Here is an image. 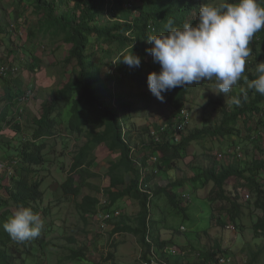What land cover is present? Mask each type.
<instances>
[{"label":"trees","instance_id":"1","mask_svg":"<svg viewBox=\"0 0 264 264\" xmlns=\"http://www.w3.org/2000/svg\"><path fill=\"white\" fill-rule=\"evenodd\" d=\"M136 1V4L132 5L127 3L129 0H15L17 7L26 5L27 8L32 7L38 14L39 33L53 40L60 39V44L69 47L65 62L68 65L74 64L75 76L56 92L50 102L45 103L43 113L35 121L37 126L34 132L35 140L20 146L18 154L20 161L10 177L11 184L8 187L0 186L7 196V199H0V264H24L25 259L36 257L32 251L35 247L38 248L36 253L39 255L36 264H44V253L48 243L41 235L31 241L18 243L10 238L3 229V224L11 216L10 205H14L16 209L24 205L40 215V210H35V205L40 202L43 178L38 179L39 173L35 168L44 165L42 151L47 145L45 140L54 137L52 129L57 122H60L69 134H78L85 139L73 157L69 175L61 185L64 196L79 197L83 189L90 186L86 180L95 177L90 168L94 162L91 157L97 146L104 145L110 153L117 152L118 160L111 162L107 168L108 185L103 192L108 203L103 211H118L113 208L114 204L124 196L131 197L138 204L139 221L136 230L129 229L126 232L137 236L140 243H147L146 236L148 234L150 237V232H147L146 216L151 196L139 188L146 186L152 178L150 174H143L135 162L127 124L130 119L128 107L132 102H140L147 108L150 101L155 98L148 89L147 76L152 72H159L160 66L153 63L151 55L146 51L151 45L145 39L148 35H158L165 31L164 25L169 19L174 21V26L179 27L185 22L195 24L198 20L199 7L211 0ZM0 25L1 33L5 34L4 29L8 25L3 17ZM9 42L11 47L12 40H4L5 45ZM252 42L255 69L257 63L264 62V30L258 32ZM131 51L141 58L140 67L130 68L122 59L116 63L121 53L128 54ZM24 56H29L31 62L28 68L35 72L40 61L31 51L28 56L26 54ZM248 78L254 79L255 73L248 74ZM2 80L7 83L6 77ZM208 82L203 81L198 85L204 86ZM190 86L162 93L163 103L174 110L172 118L184 107ZM136 90L139 92L136 93ZM5 91L0 99L11 106L25 93L18 89ZM235 95H240V92ZM68 105L70 114L64 123L63 111ZM56 107H60L57 113L58 120L50 118ZM5 109L6 107L3 109L2 118L7 126L9 121L6 120ZM10 120V125L7 127L4 125V129L15 124L13 128L18 130L19 122L15 117ZM251 122L256 124L255 129L264 127V96L248 90L247 100L242 102V106L231 105L217 126L205 125L186 134L184 130L177 135L178 143H172L170 138H164L159 145H154L150 141L149 148L153 147V151L157 152L169 151L170 161L181 160L190 156L189 150L194 143L207 140L206 138L223 140L233 135L239 138L241 136L239 124L247 128ZM85 127L87 129L83 131ZM3 130L0 129V142ZM258 151L264 152V149L258 148ZM231 158V162L223 165L217 158L210 157L208 164L200 168V173L191 180L202 181L204 185L212 184L207 199L217 212L214 221L220 229H225L226 224H236L241 213L238 196L235 195L230 201L225 197L224 187L232 178L244 180L254 193L255 209L261 213L253 223L252 229L255 234L264 236V156L251 159L249 162L241 161L235 154H232ZM10 160L13 161L11 158L8 161ZM146 160V157L140 159V168H146ZM260 177L263 179H259ZM224 202L230 204L229 209L219 205ZM78 208L82 220L87 224L88 218L98 213L99 200L96 196H83ZM41 213L45 215L44 210ZM223 215L225 217H221ZM111 246L114 247L115 244ZM225 253L227 252L220 253L219 249L208 251L202 254V260L198 264H217L221 258H227L222 255ZM84 257L86 258L82 251H71L70 258L79 264L84 263ZM114 257V254L112 256L110 253L108 260Z\"/></svg>","mask_w":264,"mask_h":264},{"label":"rangeland","instance_id":"2","mask_svg":"<svg viewBox=\"0 0 264 264\" xmlns=\"http://www.w3.org/2000/svg\"><path fill=\"white\" fill-rule=\"evenodd\" d=\"M136 2V0H129L127 3L134 5ZM221 2L222 0H211L209 3L218 5ZM261 3L264 5V0H261ZM1 17L5 19L8 27L6 26L4 29L5 34L0 31V66L14 68L16 71L6 77L7 83L3 80L0 82V98L6 92L5 89L7 91L18 89L20 92L31 90L33 93L30 102L23 107L20 114L17 113V103L13 106L9 103L6 105L0 99V129L3 130L5 125L2 118L5 107L6 120L9 121L7 126L10 125V119L14 117L20 124L17 126L18 130L13 128L15 126L13 124L10 128H5L1 132L0 160L9 163L11 160H8L11 158L16 161L15 168H17L20 161L18 154L22 145L35 140L34 132L37 130L35 121L43 113L45 103L50 102L56 92L73 78L75 73L74 64L68 65L65 62L69 47L60 44V39L53 40L49 36L38 32L39 16L32 7L27 8L26 5L17 7L15 0H0V24ZM7 33L9 35H6ZM10 39L13 42H11V47L10 42L7 45L4 43V40L11 41ZM253 46V42H251L249 47ZM30 51L40 61L35 72H31L28 68L31 62L28 56ZM25 54L28 57L24 56ZM251 56L252 63L246 65V76L255 73V69H253L254 55ZM246 87V83L241 80L227 96H224L223 94H215L214 81H209L204 86L192 84L184 103L190 118L184 134L193 129H200L205 125L217 126L226 111L230 110L231 104L227 102L228 98ZM135 92L139 91L136 90ZM60 105L61 103H59ZM55 109L50 118L58 120L57 113L60 107ZM69 114L70 105L63 111L64 123H66ZM173 114L174 110L170 106L158 101L156 98L150 101L147 108L143 107L140 102H132L131 106L128 107L130 119L127 124L131 147L137 157L147 156L148 151L145 148H149L148 132L150 129H155L166 123L169 130L167 134L172 139ZM255 125L254 122H251L247 128H243L240 123L241 136L239 138L237 135H233L223 140L206 138L207 140H203L204 142L194 143L189 150L190 156L181 160L172 159L171 163L180 161L179 168L187 177L191 175L193 167H205L210 157L217 158V161L223 165L231 162L232 154L230 151L237 147L240 148L241 161L243 162L262 157L264 152H259L258 148L264 149V127L255 129ZM86 129L87 127L83 131H86ZM52 133L54 137L45 140L47 145L42 151L44 165L35 168L39 173L38 179L43 178L40 186L42 194L40 202L35 205V210H40V216L44 221V228L40 234L41 238L48 243V248L44 253V264H79L70 258L71 251H82L84 256L88 257L91 263L94 264H135L136 259L131 256L128 258L121 257L125 252L119 255L116 247L111 246V241L114 239L111 240L108 228L111 226L110 224H107L106 228L102 230L100 221L94 219L96 215L92 216L90 221L85 224L78 208L81 198L86 195L96 196L100 203L105 202L107 205V198L103 192L108 185L107 168L111 162L118 160V153H110L104 145L97 146L91 157L94 162L92 168H90L95 177L86 180L90 183V186L84 188L79 197H66L63 194L61 185L69 175L73 157L85 139L81 135L66 132L60 122L55 124ZM206 148H209L210 151ZM218 155H221V158H218ZM178 173L181 174V172ZM259 179L263 178L260 177ZM10 184V177L0 173V186L8 187ZM224 191L225 197L230 201L233 200L235 195L238 196L241 213L237 219L238 221L233 226L235 231L219 228L216 229V233L212 232V235L218 239H224L223 244L231 251L229 256L231 264H235V258L238 254L243 257V261L245 259L247 264H264V236L255 234L252 229L253 223L261 216V213L254 207L255 196L252 188L244 180L232 178L227 182ZM0 197V199H7L2 189H0ZM216 205H218V202ZM219 205L226 209H229L230 206L228 202L219 203ZM9 207L12 215L16 208L14 205ZM42 210L45 211V215L41 213ZM101 210L103 208L99 207L98 211ZM112 221L114 219L109 223ZM197 227L199 228L197 230L201 231L206 227V224L201 222ZM92 242L100 245L99 249L95 245L93 247ZM32 251L36 254V257L28 256L29 258L25 259L24 264H36L39 256L37 254L38 248L35 247ZM110 253H112V256L113 254L116 255V258L108 260Z\"/></svg>","mask_w":264,"mask_h":264},{"label":"clouds","instance_id":"3","mask_svg":"<svg viewBox=\"0 0 264 264\" xmlns=\"http://www.w3.org/2000/svg\"><path fill=\"white\" fill-rule=\"evenodd\" d=\"M164 28L160 34L145 39L151 45L146 51L153 63L160 66L159 72L147 76L148 89L157 100L164 101L162 93L203 81H214L215 94L227 96L243 80L247 90L242 88L240 95H233L227 101L237 107L247 100L248 90L264 96V62L256 64L254 79L249 80L245 75L247 59L252 55L249 45L264 30L261 0L203 3L195 24L185 22L179 27L169 19ZM121 59L130 68L140 67L141 58L132 51L121 53L116 63ZM43 228L41 216L24 205L18 206L3 224L10 238L18 243L38 238Z\"/></svg>","mask_w":264,"mask_h":264},{"label":"crops","instance_id":"4","mask_svg":"<svg viewBox=\"0 0 264 264\" xmlns=\"http://www.w3.org/2000/svg\"><path fill=\"white\" fill-rule=\"evenodd\" d=\"M145 149L148 151L147 156L142 157L147 160L157 157L156 163H148L146 160L144 169V173L150 174L152 178L146 184L147 191L151 193L146 216L150 231L149 243H140L137 236L126 232L129 229L136 230L139 219L137 202L124 196L113 206L120 211L121 216L109 223L111 240L114 239L111 245L115 244L119 255L125 252L121 257L131 256L136 259L135 264L151 259L156 260L158 264H198L202 260V254L218 249L220 253L227 252L222 255L229 258L231 251L223 244L224 239L212 235V232L216 233V229H219L214 221L217 212L207 199L212 184L204 185L202 181L191 180L201 169L193 167L191 175L186 177L179 168L181 162L172 164L169 160V151L157 152L153 151V147ZM206 149L210 151L209 148ZM134 157L141 159L135 153ZM163 158L165 160H162ZM178 172H181V177ZM213 204L215 206V203ZM94 219L97 220L96 217ZM201 222H204L206 227L199 231L197 226ZM94 245L99 249L100 245L92 242L93 247ZM235 261V264L246 262L239 254ZM83 264H91L90 259L84 258Z\"/></svg>","mask_w":264,"mask_h":264},{"label":"built area","instance_id":"5","mask_svg":"<svg viewBox=\"0 0 264 264\" xmlns=\"http://www.w3.org/2000/svg\"><path fill=\"white\" fill-rule=\"evenodd\" d=\"M252 56H250L247 59L246 65H251L252 63ZM16 71V69L14 68H9L7 66H0V81L6 77L8 74H14V72ZM33 97V93L31 90H27L24 95H21L20 97H18L16 103L18 105V110L17 112L20 114L22 112L21 107L24 105H27L31 98ZM174 123L172 125L171 128V134H173V137L171 139L172 143H178L179 138H178V134L183 132L189 125L190 122V118H189V113L186 107H183L178 113L177 115L173 118ZM169 132L168 130V126L166 123L159 125L157 128L155 129H150L149 131V140L154 144V145H159L164 141V138H169L170 135H168L167 133ZM133 153V150H132ZM231 154H236V157L240 160H242V153H240V148L237 147L235 149H232L230 151ZM134 154V153H133ZM218 158H221V155H218ZM138 158L135 157V162L137 163V166L139 168V170L144 174V169L140 168V159L137 160ZM148 163H156L157 162V157H150L147 160ZM16 166V161H12L10 163H6L4 161L0 160V173H5L7 176H11V174L13 173V170L15 169ZM141 189V191H143L144 193H147L151 196V193L149 191H147L146 186H143V188H139ZM143 189V190H142ZM106 205V203H100L99 201V207L104 208ZM121 216V213L119 211H115V212H106V211H98V213L96 214V219L100 221V228L102 230H104L107 226V224H109V222L115 218H118ZM234 225L231 224H226L225 225V229L226 230H231V231H235ZM148 227V226H146ZM147 232L149 231V228H147ZM149 236L147 234L146 236V242L149 243ZM231 260L229 258H221L217 264H230ZM141 264H158L156 260L151 259L145 262H141Z\"/></svg>","mask_w":264,"mask_h":264}]
</instances>
